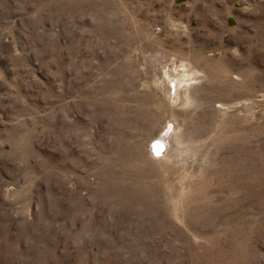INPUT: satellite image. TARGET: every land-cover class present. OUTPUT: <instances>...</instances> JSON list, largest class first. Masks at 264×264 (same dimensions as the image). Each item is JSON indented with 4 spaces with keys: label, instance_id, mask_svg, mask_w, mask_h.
Returning a JSON list of instances; mask_svg holds the SVG:
<instances>
[{
    "label": "rangeland",
    "instance_id": "374dc122",
    "mask_svg": "<svg viewBox=\"0 0 264 264\" xmlns=\"http://www.w3.org/2000/svg\"><path fill=\"white\" fill-rule=\"evenodd\" d=\"M0 264H264V0H0Z\"/></svg>",
    "mask_w": 264,
    "mask_h": 264
},
{
    "label": "bare ground",
    "instance_id": "6f19581e",
    "mask_svg": "<svg viewBox=\"0 0 264 264\" xmlns=\"http://www.w3.org/2000/svg\"><path fill=\"white\" fill-rule=\"evenodd\" d=\"M170 75V74H169ZM176 93V92H175ZM176 96V95H175ZM170 132H166L165 134H164V136L161 138H158V139H156L155 141L157 142L156 144L158 145L157 146V150H159V147H163L164 149H165V146H166V143L167 142H170V139H171V136H170V134H169ZM154 143V142H153ZM166 151V150H165ZM167 152V151H166ZM155 154H157V153H155ZM163 154H164V152H163ZM163 156V155H162ZM161 156V157H162Z\"/></svg>",
    "mask_w": 264,
    "mask_h": 264
},
{
    "label": "water",
    "instance_id": "95a60500",
    "mask_svg": "<svg viewBox=\"0 0 264 264\" xmlns=\"http://www.w3.org/2000/svg\"><path fill=\"white\" fill-rule=\"evenodd\" d=\"M157 146L158 145L155 146V148H154L155 150L154 151H155V153L160 154V151L162 150L163 147H159V150H157Z\"/></svg>",
    "mask_w": 264,
    "mask_h": 264
}]
</instances>
